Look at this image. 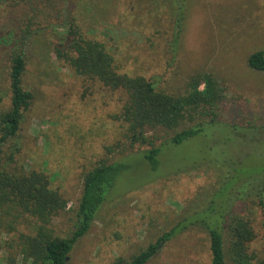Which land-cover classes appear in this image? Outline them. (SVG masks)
<instances>
[{"label":"rangeland","instance_id":"rangeland-1","mask_svg":"<svg viewBox=\"0 0 264 264\" xmlns=\"http://www.w3.org/2000/svg\"><path fill=\"white\" fill-rule=\"evenodd\" d=\"M58 1L48 7L45 0H0V112L11 107V59L21 50L27 58L24 84L34 95L18 134L21 151L8 166L44 174L65 197L67 213L51 226L63 238L73 231L70 210L82 196L84 175L101 161L128 166L68 264L130 260L184 218L203 217L213 202L216 217L231 212L210 218L226 240L234 216L251 220L255 239L250 249L264 259V205L253 193L264 189V73L248 65L253 53L264 51V0H187L176 59L169 44L173 18L182 14L179 3L159 0L154 8L152 0H69L67 18L70 11L87 38L106 45L120 73L156 80L159 88L177 95L186 92L191 76L211 73L227 95L220 121L263 127L238 134L212 129L207 138L181 146L170 142L175 132L161 129L156 171L144 158L149 146L129 147L126 125L118 118L122 93L76 75L55 57L58 39L50 25L64 17ZM234 166L232 188L220 194ZM3 215L0 264H30L21 236H35L38 222ZM150 264H211L208 232L200 225L182 231Z\"/></svg>","mask_w":264,"mask_h":264},{"label":"trees","instance_id":"trees-1","mask_svg":"<svg viewBox=\"0 0 264 264\" xmlns=\"http://www.w3.org/2000/svg\"><path fill=\"white\" fill-rule=\"evenodd\" d=\"M60 1L62 8L57 11L62 17L64 15L62 23L50 25L58 39L54 48L55 57L76 75L97 81L111 91L122 93L125 101L118 118L126 125L129 147H150L144 152V158L152 171L159 167L161 149L156 147V140L161 129L175 132L170 139L174 146H181L189 140L199 141L207 138L208 131L217 128H224L234 134L263 129L254 125L243 127L240 124L220 121V111L227 95L225 88L211 73H197L191 76L186 92L181 95L170 94L159 88L160 84L156 80L120 73L115 56L106 45L87 38L70 11L67 18L69 0ZM83 1L86 0H77V3ZM170 1L179 3V12L182 11L181 16L173 18V37L169 44L173 59H176L186 20L183 11H186L187 0ZM44 3H47L48 7L57 6L56 0H45ZM158 5L159 0H152L154 8ZM29 40L28 37L26 42ZM26 59L24 50L15 53L11 59V107L5 112H0V212L12 216L16 222L27 218L38 222L35 236H21L26 263L68 264L75 245L88 234L118 178L128 166L123 162L101 161L88 171L83 178L82 196L77 208L70 210L74 212L73 231L64 238L54 234L51 228L53 220L66 214L68 210L65 197L52 189L44 174L19 172L8 166L21 151L18 134L25 114L34 101L32 91L24 84ZM248 65L252 70L264 73V51L253 53L248 59ZM202 85L204 89H201ZM209 151L210 154L211 151L214 152V147L209 148ZM236 171L234 166L227 177L228 180L224 181L220 194L225 188H232L229 181L236 177L232 175L236 174ZM238 193L241 195L239 189ZM253 193L259 197V203L264 205V189L259 187ZM244 196L245 194L241 195L239 199ZM214 206L215 202L206 209L203 217L198 214L184 218L130 260L119 258L114 264H150L169 241L195 225H200L208 232L211 264H264V259L259 258L250 249V244L255 239L251 220L234 216L230 220L229 238L226 240L223 231L215 225L217 222L212 223L210 218L223 219L226 217L224 213L230 217L231 212L223 210L220 217H216Z\"/></svg>","mask_w":264,"mask_h":264}]
</instances>
